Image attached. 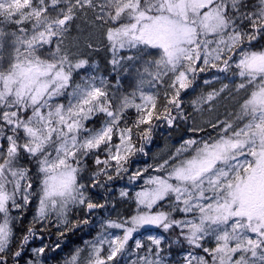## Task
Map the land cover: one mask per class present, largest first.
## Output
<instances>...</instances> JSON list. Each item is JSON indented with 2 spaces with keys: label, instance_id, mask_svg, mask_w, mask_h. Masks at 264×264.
Masks as SVG:
<instances>
[{
  "label": "snow or ice",
  "instance_id": "snow-or-ice-1",
  "mask_svg": "<svg viewBox=\"0 0 264 264\" xmlns=\"http://www.w3.org/2000/svg\"><path fill=\"white\" fill-rule=\"evenodd\" d=\"M97 40L115 84L80 75ZM201 79L211 90L186 112L182 94ZM220 100L234 110L196 125ZM161 120L170 129L191 120L193 135L131 172L143 185L120 191L127 215L103 219L63 264H264V0H0V264H48L59 243L24 259L43 239L36 225L54 217L67 227L73 209L105 208L89 188L129 173ZM81 223L91 221L72 228ZM148 227L162 234L144 239ZM173 235L169 256L181 248L169 259Z\"/></svg>",
  "mask_w": 264,
  "mask_h": 264
},
{
  "label": "rangeland",
  "instance_id": "rangeland-1",
  "mask_svg": "<svg viewBox=\"0 0 264 264\" xmlns=\"http://www.w3.org/2000/svg\"><path fill=\"white\" fill-rule=\"evenodd\" d=\"M97 43L99 44V40H97ZM87 58L89 59V67L80 70V75L92 74V75L102 76L108 79L112 84H115L116 73L112 71V65L109 63V61L111 60V52L104 46V44H99V50L91 52V54ZM78 78L79 77H77V79ZM204 78L211 79V75H206L204 76ZM224 82L227 83L228 81L225 80ZM121 83H122V89H121L122 91L131 92L135 86V81L132 77H123ZM213 84L217 88L220 86L219 83L215 81H213ZM151 90L154 91V89ZM210 90H211L210 87L203 85V79H201L200 87H198L195 92H192L191 95L182 98V100L184 103L191 105V102L195 100L197 96H199L201 93H206L207 91ZM233 110H234V105L231 100H220L217 102L216 108L212 113L206 112L202 118L197 117L196 125H204V122L207 119L210 118L215 119L216 116H219L220 119H224L227 113ZM191 126H193V124L192 121L189 120L186 123L180 122L178 127L171 129L170 132H168L165 135L162 144L159 145L158 148L149 155V157H147L148 165H155L161 162L163 158H166L169 152L174 151L175 148L179 146V143L182 141V139H187L190 136H192L193 135L192 132L188 131L189 127ZM201 134L202 133H199L198 135ZM135 185H137L138 188L130 189V188L117 187L113 189L114 192L113 195L110 197V200L108 201L107 207L103 209L95 210V214L90 216L91 218H89V220L91 221L90 224L93 226L95 233L91 237L83 240L81 244L74 245L72 250L67 255H64L58 263L51 261L48 262V264H63L64 260L68 259L77 248H84L85 242L93 240L97 235V233L99 232L100 223L103 219L105 218L115 219L117 218V216L120 217L126 216L130 208V203L126 201V198H122L120 196V191L123 189L128 191L131 195H134L135 192L141 189V186L143 185V180H141L139 184H135ZM89 195L91 196L90 188H89ZM131 206L134 207V204ZM75 210H79L81 212L85 211V209L83 208H79ZM33 214H34V208L32 209V211H29L27 213V218L29 221H31ZM52 223L57 225L54 217L52 219ZM140 232H141V236L144 239H146L148 235L159 236L162 234V230H158L153 227L141 229ZM141 236H138L137 238H141ZM37 247L40 246H34L33 248H37ZM31 249H30V254H31ZM28 256L29 255L25 256L26 259L28 258ZM133 258L134 257H129V259H133Z\"/></svg>",
  "mask_w": 264,
  "mask_h": 264
},
{
  "label": "trees",
  "instance_id": "trees-1",
  "mask_svg": "<svg viewBox=\"0 0 264 264\" xmlns=\"http://www.w3.org/2000/svg\"><path fill=\"white\" fill-rule=\"evenodd\" d=\"M214 71V70H213ZM206 75H210L209 73L204 74V76ZM201 80L198 82L200 84ZM154 91H156V89H154ZM160 93H161V102L163 103V89H160ZM192 92L189 91L188 94H182V98L191 95ZM183 107L185 109V111H190V107L191 105L186 104L183 102ZM128 118L129 121H133L136 118V112L134 109H130L128 111ZM97 121V125H98ZM154 124L156 125L155 130L153 132V138H152V142L149 144L145 145V152L147 153V155L144 154H137L136 157L132 158V164L130 167V172L126 173L122 176V178H114L112 181H107L106 177H102V181L106 184V187L101 188V187H96V188H90V192H91V197L93 198V200L99 202V203H103L106 205H108V201L110 200V197L113 195V189L119 187V188H130V189H135L138 188L137 185L135 184H139L140 181L134 182V183H129L128 180V175L135 171L137 168H143L146 167L148 165L147 163V157H149V155L155 151L159 145L162 144L163 139L165 137V135L170 132V128L167 127L166 123L164 121H154ZM193 134V133H192ZM203 135V133L201 134ZM137 143H141V141L137 138ZM145 157V158H143ZM89 166L90 168H95L94 163L89 160ZM98 210V209H97ZM91 218L90 216L87 215L86 210L85 211H79V210H75L73 209L70 213H69V221L70 223L67 225V227H65L64 225H60L59 227L57 225H55L54 223H52V221L50 223H46L43 227L39 224L36 225L37 228V237L42 236L43 239L40 238H35L33 240H31L29 242V248L27 251L26 255H31L30 254V249L33 248L34 246H42L43 244H47L49 245V247L51 249H55V245L57 243H59L61 245L60 249H55L54 251H48L47 255L49 257L48 262L54 261L55 263H58L62 257L64 255H67L73 248L74 245H78L81 244L83 242V240H85L86 238L91 237L95 231L94 228L91 224L89 225H84V224H80L79 227L77 228H72V223L76 222V221H82L84 218ZM28 218H27V214H26V219L24 221V225L25 227H27L28 225ZM71 229V230H68ZM60 232H64L63 236H60L59 233ZM23 234V229L20 228L19 225H17V236L22 235ZM40 236H39V235ZM163 235L165 237H168L167 233H163ZM175 240V236H171L170 239H167L165 244H164V248H165V255L169 256V248L168 245L169 243H171L172 241ZM184 248L187 247V245H183ZM181 248V245H177V244H172L171 247V255L169 256V259H174L179 255V250ZM25 255V256H26ZM54 257V259H53ZM24 259H26V257H24Z\"/></svg>",
  "mask_w": 264,
  "mask_h": 264
}]
</instances>
